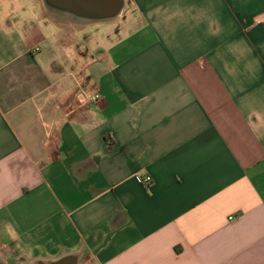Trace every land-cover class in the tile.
Segmentation results:
<instances>
[{"label": "crops", "instance_id": "1", "mask_svg": "<svg viewBox=\"0 0 264 264\" xmlns=\"http://www.w3.org/2000/svg\"><path fill=\"white\" fill-rule=\"evenodd\" d=\"M79 92L101 99L67 117ZM0 246L264 264V0H125L96 24L0 0Z\"/></svg>", "mask_w": 264, "mask_h": 264}, {"label": "water", "instance_id": "2", "mask_svg": "<svg viewBox=\"0 0 264 264\" xmlns=\"http://www.w3.org/2000/svg\"><path fill=\"white\" fill-rule=\"evenodd\" d=\"M46 6L56 14L68 17L79 24H96L115 21L125 6V0H44ZM6 248H0V264H10ZM79 252L69 253L52 260L24 258L11 264H80Z\"/></svg>", "mask_w": 264, "mask_h": 264}, {"label": "built area", "instance_id": "3", "mask_svg": "<svg viewBox=\"0 0 264 264\" xmlns=\"http://www.w3.org/2000/svg\"><path fill=\"white\" fill-rule=\"evenodd\" d=\"M100 99L101 96L98 92H93L89 95L79 92L74 96L73 102L66 108L70 109L66 112V116H80L85 106H87L88 104L97 103L100 101ZM135 180H137L140 184L144 185L145 187L149 186L150 184V178L148 177H135Z\"/></svg>", "mask_w": 264, "mask_h": 264}, {"label": "rangeland", "instance_id": "4", "mask_svg": "<svg viewBox=\"0 0 264 264\" xmlns=\"http://www.w3.org/2000/svg\"><path fill=\"white\" fill-rule=\"evenodd\" d=\"M95 28H102V27H100V26H95L94 29H95ZM85 30H90V29H89V28H86V29H84V31H85ZM0 248L4 249V247H1V246H0Z\"/></svg>", "mask_w": 264, "mask_h": 264}]
</instances>
